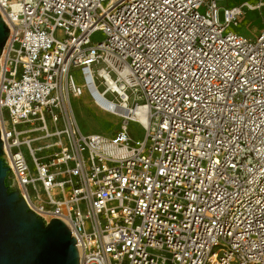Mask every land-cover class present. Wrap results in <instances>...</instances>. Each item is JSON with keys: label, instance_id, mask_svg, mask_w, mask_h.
I'll use <instances>...</instances> for the list:
<instances>
[{"label": "built area", "instance_id": "obj_1", "mask_svg": "<svg viewBox=\"0 0 264 264\" xmlns=\"http://www.w3.org/2000/svg\"><path fill=\"white\" fill-rule=\"evenodd\" d=\"M216 1L0 0L3 152L79 264H264V23ZM90 85L123 110L111 138L76 122Z\"/></svg>", "mask_w": 264, "mask_h": 264}, {"label": "water", "instance_id": "obj_2", "mask_svg": "<svg viewBox=\"0 0 264 264\" xmlns=\"http://www.w3.org/2000/svg\"><path fill=\"white\" fill-rule=\"evenodd\" d=\"M8 36L0 13V59ZM78 255L66 224L56 219L46 223L27 207L0 139V264H79Z\"/></svg>", "mask_w": 264, "mask_h": 264}, {"label": "rangeland", "instance_id": "obj_3", "mask_svg": "<svg viewBox=\"0 0 264 264\" xmlns=\"http://www.w3.org/2000/svg\"><path fill=\"white\" fill-rule=\"evenodd\" d=\"M253 7L259 5L257 9H248L245 11V19L236 31L246 35L249 38L257 37L259 35L257 21L264 23V0H248L246 1ZM244 3L235 2V0H217L216 6L218 8L217 17L219 23L223 24L225 21L224 11L231 6H240ZM75 82L77 85H83V78L81 74L74 73ZM106 99L111 101L113 96L106 95ZM143 104V102H140ZM73 110L76 122L84 134H101L108 138L113 137L121 126L120 118L114 114H109L103 111L97 104H94L92 97L85 88L83 94L78 98L72 100ZM129 135L134 138H142L143 128L136 122L129 123Z\"/></svg>", "mask_w": 264, "mask_h": 264}, {"label": "bare ground", "instance_id": "obj_4", "mask_svg": "<svg viewBox=\"0 0 264 264\" xmlns=\"http://www.w3.org/2000/svg\"><path fill=\"white\" fill-rule=\"evenodd\" d=\"M90 88V96L92 97L94 104H97L98 107H100L103 111L109 113V114H120L123 112L121 108H118L114 104H110L107 102L105 97L101 94V92L98 91L97 88H95L93 85L89 86ZM147 112H148V107L146 105H139L138 108L135 110V116L137 123L141 127H146L148 125V120H147Z\"/></svg>", "mask_w": 264, "mask_h": 264}, {"label": "trees", "instance_id": "obj_5", "mask_svg": "<svg viewBox=\"0 0 264 264\" xmlns=\"http://www.w3.org/2000/svg\"><path fill=\"white\" fill-rule=\"evenodd\" d=\"M246 1H248V0H235V2H238V3H244ZM255 24L258 26V31L260 32L262 29V26H263V21H260V22L257 21V22H255Z\"/></svg>", "mask_w": 264, "mask_h": 264}]
</instances>
